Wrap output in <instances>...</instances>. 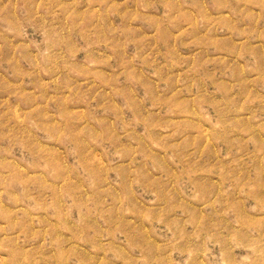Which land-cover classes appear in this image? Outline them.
<instances>
[{"label": "rangeland", "instance_id": "obj_1", "mask_svg": "<svg viewBox=\"0 0 264 264\" xmlns=\"http://www.w3.org/2000/svg\"><path fill=\"white\" fill-rule=\"evenodd\" d=\"M0 264H264V0H0Z\"/></svg>", "mask_w": 264, "mask_h": 264}]
</instances>
